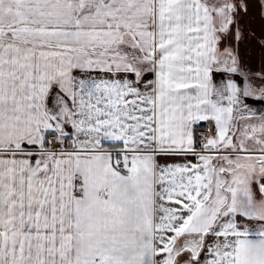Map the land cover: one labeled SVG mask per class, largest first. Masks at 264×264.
Instances as JSON below:
<instances>
[{
	"label": "snow or ice",
	"instance_id": "1",
	"mask_svg": "<svg viewBox=\"0 0 264 264\" xmlns=\"http://www.w3.org/2000/svg\"><path fill=\"white\" fill-rule=\"evenodd\" d=\"M0 264H264V0H0Z\"/></svg>",
	"mask_w": 264,
	"mask_h": 264
}]
</instances>
